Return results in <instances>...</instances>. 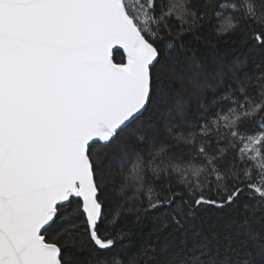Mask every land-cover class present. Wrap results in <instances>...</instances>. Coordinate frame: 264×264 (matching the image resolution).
I'll return each instance as SVG.
<instances>
[{
    "label": "snow or ice",
    "instance_id": "obj_1",
    "mask_svg": "<svg viewBox=\"0 0 264 264\" xmlns=\"http://www.w3.org/2000/svg\"><path fill=\"white\" fill-rule=\"evenodd\" d=\"M0 264H264V0H0Z\"/></svg>",
    "mask_w": 264,
    "mask_h": 264
},
{
    "label": "trees",
    "instance_id": "obj_2",
    "mask_svg": "<svg viewBox=\"0 0 264 264\" xmlns=\"http://www.w3.org/2000/svg\"><path fill=\"white\" fill-rule=\"evenodd\" d=\"M117 51L114 52V61L119 63L121 61V56L116 54ZM231 59H238V60H244L245 56L243 54V51L238 52V53H234L233 56L229 57V60ZM149 113L145 114V120H144V127L148 130L151 131L150 125L152 124V120L148 119L149 117ZM127 146V143H125V147Z\"/></svg>",
    "mask_w": 264,
    "mask_h": 264
},
{
    "label": "water",
    "instance_id": "obj_3",
    "mask_svg": "<svg viewBox=\"0 0 264 264\" xmlns=\"http://www.w3.org/2000/svg\"><path fill=\"white\" fill-rule=\"evenodd\" d=\"M113 51L115 52V51H117V50L114 49ZM121 51H122V50H121Z\"/></svg>",
    "mask_w": 264,
    "mask_h": 264
}]
</instances>
